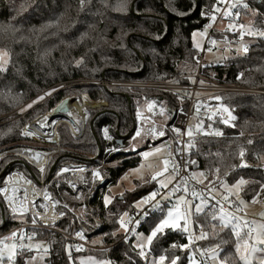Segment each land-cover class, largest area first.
I'll list each match as a JSON object with an SVG mask.
<instances>
[{
    "label": "trees",
    "instance_id": "obj_1",
    "mask_svg": "<svg viewBox=\"0 0 264 264\" xmlns=\"http://www.w3.org/2000/svg\"><path fill=\"white\" fill-rule=\"evenodd\" d=\"M250 1L254 10L247 13L255 14L261 23L264 0ZM212 4L213 0H84L81 7V0H0V50L9 55L7 67L0 71V187L14 171L38 184L42 180V170L24 157L12 154L11 150L25 146L49 151L52 155L43 180L59 201L58 209L75 217L67 213L62 204L68 203L77 209L85 205L89 211L86 222L75 217L76 228L83 229L92 243L108 245L119 241L106 250L76 251L63 233L39 229L36 239H44L49 245L46 264H73L79 255L108 258L111 264H153L163 255L164 264H171L177 257V264H187L190 253L180 246L188 242L190 234L182 227L158 233L145 257L139 256L136 238L120 241L123 231L119 219L137 207L142 194L153 188V180L137 181L133 190L115 196L107 206L103 199L107 186L116 184L129 168L138 165V153L148 146L142 144L137 152L111 150L119 145V139L128 144L134 127L136 101L144 96L157 97L170 112L184 101L162 91L78 85L77 81H160L190 72L198 52L193 46L192 33L206 22L199 10ZM227 62L233 65L218 74L220 81L264 89V38L252 40L246 53L232 56ZM45 93L49 94L34 109L20 113L23 105ZM71 93H87L91 98L87 94L78 98L81 103L95 104L94 108L110 101L112 104L89 110L81 138H75L65 122L57 125L59 144H42L21 135L23 127L45 113L36 122L35 129L29 125L32 133L42 134L46 130L48 112ZM221 102L232 114L216 122L223 129L222 135L198 138L191 156L200 161L203 169L230 171L226 178L228 184L242 179L244 200H264V95L229 94L222 96ZM105 126L110 127L112 141L102 136ZM242 161L245 166H241ZM67 164L98 167L107 182L92 184L89 181L87 186H80L82 195L76 200L77 191L73 192L65 182L57 180L77 175L71 172L59 175ZM86 175L91 176L92 171H87ZM167 211L166 208L162 214L149 219L141 232L149 234ZM217 211L205 206L194 215L195 232L200 227L207 230V238L200 246L209 251L217 249L216 256L222 264H242L235 251L233 229L215 219ZM21 222L22 218L13 214L0 194V232ZM57 227L71 232L74 225L63 219ZM16 264H24V259L18 257ZM201 264H204L202 259Z\"/></svg>",
    "mask_w": 264,
    "mask_h": 264
},
{
    "label": "built area",
    "instance_id": "obj_2",
    "mask_svg": "<svg viewBox=\"0 0 264 264\" xmlns=\"http://www.w3.org/2000/svg\"><path fill=\"white\" fill-rule=\"evenodd\" d=\"M250 9L254 10L250 0H213L212 5L202 6L199 14L206 22L203 27L196 31L200 33L203 39V47L198 49L193 69L179 77L160 81L78 79V85L127 87L134 91L139 89L162 91L172 93L184 101L180 107L171 112L167 110L165 104L157 97L144 96L141 100L136 101L133 115L134 127L128 144L111 148V150L116 152H127L130 150L137 152L142 144H154L164 139L166 141L172 140V143L166 146V160L169 163V172L172 175L171 180L167 183L168 187L164 188L157 184L156 180H153L155 182L153 188L145 191L141 198L155 192L154 199L148 205L137 206L123 216L125 221L128 222V231H123L120 241L134 240L149 219L162 214L166 208L175 207L177 198L181 196L194 204L210 206L218 211H221L222 208L223 211L229 212V218L232 221H235V218L239 216L245 215L236 198L224 189V183L227 176L230 175V171L222 173L219 168L214 170L203 169L200 161L192 158L191 154L195 150L198 138L222 135L223 129L217 126L216 122L229 117V109L221 102L222 96L240 93L264 95V89L226 83L218 79L220 72L233 65L232 62L228 64L227 59L244 53V46L249 49L252 40L261 38L258 35H248L250 27L254 31H264V20L260 23L257 21L255 14L249 15L247 11ZM208 54H211L212 57H207ZM216 97H219V99H216ZM111 104L110 101V104L100 107L110 106ZM85 122H87V118L82 123V127L78 125V131H75L70 126L76 138L83 136L86 127ZM198 125L199 128H197ZM152 129L162 130L165 135L161 137L152 134L150 131ZM190 129L192 130V136L188 135ZM137 131L140 132V136L136 137L134 143L133 137H135ZM217 132L220 135H216ZM113 139L114 137L111 136V139L107 140L112 141ZM71 166V168L76 167V169L79 167L77 165ZM81 168L84 169L83 172L92 169L87 168V166H82ZM45 169L46 167L44 171L42 170V180L39 184L21 173L25 179H30L35 187L37 186L43 192L34 202L35 211L29 209L17 212L16 209L9 205L2 190L13 172L5 178L4 185L0 187V194L5 203L14 215L19 217L29 215L30 217H25L19 225L0 232V245L8 244L9 242H16L19 245L22 242L28 246L29 243L36 240L38 236L37 230L39 229L57 230L63 233L71 240L76 251L89 249L106 250L116 245L119 241H114L108 245L90 242L84 230L76 228V218L69 217L64 211L58 209L59 201L52 196L48 189L49 184L43 180ZM60 174H63L62 171ZM101 176L102 174L100 173ZM100 177V182L106 179L103 176ZM21 196L20 198V195H17L18 204L26 200L25 194ZM157 202L159 207L153 210L152 206ZM196 214L197 211L194 212V215ZM63 219L70 220L74 225L71 232L62 231L57 227V223ZM33 220L36 221L35 224H33ZM13 232L17 233L15 237L11 235ZM206 238L207 230L204 227H200L193 237L190 236L185 244L188 247L184 249L189 253L194 252L200 260H203L204 264H214L211 261L209 250L200 246L201 242ZM24 252L30 253L31 250L26 249ZM144 252L146 256V248H144Z\"/></svg>",
    "mask_w": 264,
    "mask_h": 264
},
{
    "label": "rangeland",
    "instance_id": "obj_3",
    "mask_svg": "<svg viewBox=\"0 0 264 264\" xmlns=\"http://www.w3.org/2000/svg\"><path fill=\"white\" fill-rule=\"evenodd\" d=\"M192 42H193V46L196 49H202L203 39H202L200 33H198L197 31H194L192 33ZM3 53H7V52L4 50H0V54H3ZM207 57L211 58L212 55L208 54ZM0 63H3L4 69L7 67V65L9 63L8 53L6 56L0 55ZM54 90H50L49 92H53ZM84 94H87V93H84ZM84 94L78 95V93H71L67 97H71L74 95L77 97H82ZM45 96L46 95L43 94L40 97L44 98ZM101 96H105V95L102 94ZM67 97H65V98H67ZM43 98L42 99L36 98V99H33L30 102L26 103L25 105H23L20 108V113H26L27 111L34 109L36 107V105H38V102L43 100ZM106 98H108V97H106ZM80 104H82V107L85 108V110L88 114L86 116V118L88 120V117L90 115L89 110L90 109H97V108H94L96 105L92 104V103L90 104V102H83ZM83 104H85V105H83ZM51 111H49L48 114L46 113L47 114L46 129H47V125H48V128L53 125L51 122V119H50V112ZM42 115H45V113L40 114L39 116H37L34 119V121H32L31 123H29L25 127H23L21 135L25 138L33 139L34 142H39L42 144H44V143L45 144H59V138L56 141H50L46 137H42L39 132L35 133L36 132L35 131L32 133L29 130L30 124L33 126L34 129L36 128V122L38 121V119ZM228 116L229 117L232 116L231 111H228ZM81 121H82V119H81ZM85 123H87V122H85ZM105 129H107L108 135L111 137L112 135H111L109 126H105L102 128V132H101L102 136L105 137ZM45 132H46V130L43 133H45ZM72 134H73V132H72ZM171 143H172L171 139H169L167 141L164 139V140L158 141L157 143H154V144H148V146L146 148H144L143 150H141L138 153V155L140 156L139 164L132 167V168H129L126 171V173L123 174V176L120 178V180L116 184H112V185L109 184L107 186V190L103 194V199L105 198V196H107L109 198V200L111 201L115 196L122 195L126 191L133 190L136 186L137 181L142 182V183H148L152 180H156L158 182V184H160V185H161V183H168L169 178H170V172H169L170 167H169V163L167 165H165L164 161L166 160V155H167L166 146H167V144H171ZM22 146H24V145H22ZM18 148L36 149V148L25 147V146L24 147H18ZM15 149H17V148H15ZM14 150H11V152H12V154L15 155L16 153L13 152ZM37 150H40V149H37ZM42 151H46V150H42ZM112 152L118 153V152L113 151V150H112ZM144 152H147L148 155L147 156L142 155ZM119 153H122V152H119ZM7 154H11V153H7ZM51 155H52L51 152L46 151V154L43 155V164H41V165H35L34 164V165L38 166L39 169L44 168L46 166V162L48 163ZM1 156H2V154L0 155V158H1ZM45 160H47V161L44 164ZM71 165H73V164H71ZM71 165L67 164L66 166L63 167V168H66L65 169L66 171H64V173L71 172L70 174H77V175H74V176L68 175L66 177L64 176L62 178H58L57 180H62L63 182H65L72 189L73 192L77 191L76 200H78L81 198V195H82L80 186H87L89 181H91L92 184H96L95 182L101 183L99 181V177H95L93 175L94 171H99L100 173H101V171L99 170L98 167H89L86 164H78L77 166H87V168H92V169H90L92 171V175L89 176V175H86V172L82 171L84 169L74 170L73 168H75V167L71 168L72 167ZM74 171H79V173L74 172ZM81 172H83V173H81ZM60 173H61V170H60ZM60 173H59V175H60ZM156 173H160L161 175L156 176ZM102 176L104 177L103 174H102ZM153 176H156V179H153L152 178ZM171 178H172V175H171ZM236 182L233 184H228L227 182H225L224 183V189L229 194H231L233 197L236 198V200L240 204L241 209L245 213L244 216H239L238 219L241 222L242 233L246 234L247 229L243 227L242 222H245V221L255 222V224H257V225L264 223V200H259V199L252 200V201L244 200L242 197V194H241V185L238 188L234 189ZM23 193L24 192H21L20 194L18 193L20 195V198L22 197L21 195ZM62 206H64L66 208L67 213L73 214L79 221L86 222L89 211L87 210L85 205L79 207L78 209L74 208V206H72L68 203H63ZM177 207L179 208L180 213L183 217L179 222L181 227L184 229V225H185V221H186L187 231L189 232L190 236L193 237L196 233L194 230L195 229L194 228V212L197 211V208H199L198 212L202 211L204 209L205 205L194 204L192 201L181 196V197L177 198V205L175 207L170 208V209H173L175 211V209ZM167 213H168V211L166 212V214L164 216H166ZM225 215L228 217V220H230L229 212H227V211H223V212L217 211L215 219L218 222H220L224 227L229 226L233 229V227L237 221L236 220L235 221L230 220L231 222L229 223L226 220H221V216H225ZM164 216H163V218H164ZM21 218L24 219L25 215L21 216ZM120 230L124 231V229L121 227H120ZM165 230H167V229H165ZM147 235H148L147 233L140 232V234L135 239L137 244L138 243H145L146 249L149 247V244L146 243ZM261 238L264 239V236H261ZM13 243H16V242H9L8 244H13ZM28 245L31 246V252L26 253V252L18 251L17 255L13 258V264H16L18 257H22L24 259V264H46V259L48 257V249H49V245H48L47 241H45L44 239H36V240L32 241L31 243H29ZM241 251H243V248L241 249ZM68 252L69 253L71 252V246L70 245H68ZM32 257H36V259L33 260ZM261 259H264V254H259V253L256 254L254 264H259V261ZM94 261H109L111 264V261L108 258H99V257H96L94 255H79L76 257L75 261L73 260V264H93ZM211 261L214 264H222V262L220 261V259L217 256L215 258L211 257ZM3 264H9L8 260L4 259ZM163 264H164V261H163ZM187 264H201V260L196 256V254L194 252H191L189 254V260H188Z\"/></svg>",
    "mask_w": 264,
    "mask_h": 264
},
{
    "label": "snow or ice",
    "instance_id": "obj_4",
    "mask_svg": "<svg viewBox=\"0 0 264 264\" xmlns=\"http://www.w3.org/2000/svg\"><path fill=\"white\" fill-rule=\"evenodd\" d=\"M84 5V0H81V7H83ZM246 6V5H245ZM243 27V26H241ZM248 35H258L261 37H264V31H254L251 27L248 29ZM248 48L246 46L243 47V52H247ZM2 56H6L7 53H3L0 54ZM6 63V62H5ZM4 66L3 63H0V71H4ZM49 93H45V95H48ZM43 97H38V99H42ZM216 99H219V97H216ZM64 108V104L61 103V105L57 106V108L53 109V113L57 112V111H62ZM225 123H227V121H225ZM197 128H199V125L197 126ZM152 132V134L155 135H159L161 137H163L165 135L164 131L162 130H157V129H152L150 130ZM179 131V130H178ZM188 135L192 136V130L190 129L188 131ZM216 135H220L219 132L216 133ZM140 136V132L137 131L135 134V137H133V142L135 143V139L136 137ZM105 137L107 139H111V137L108 135V131L107 129H105ZM142 155L147 156L148 153L144 152ZM241 157H243L244 153L243 151H241L240 153ZM165 165L168 164V161L165 160L164 161ZM194 163V162H193ZM241 166H245L243 164V161L241 163ZM42 170V169H41ZM61 171H66L65 169H61ZM93 175L95 177H100V173L99 171H94ZM161 175L160 173H156V176ZM156 176H153V179H156ZM244 181L241 179L239 181L236 182V185L234 186L235 188H238L241 184H243ZM161 186L164 188L168 187L167 183H161ZM174 191H176V189H174ZM156 193L153 192L145 197H142L140 199V201L136 202L138 207H143L144 205H148L150 203V201H152L155 197ZM193 195H195V193H193ZM182 199V198H181ZM111 201L109 200V198L107 196H105L104 198V203L105 206H107ZM21 209L23 208V204H21L19 206ZM153 210H155V208L159 207V203L157 202L155 205L152 206ZM197 211H199V208H197ZM221 212H223V209L221 208ZM61 215H63V213H61ZM125 215H127V213H125ZM145 215H147V213H145ZM182 215L180 213L179 208L177 207L175 209V211L173 209H169L168 213L166 216H164L163 219H159L158 222H155V226L151 227L150 229V233L147 235L146 237V243L147 244H152L154 238L157 237V234H163L165 232V229H178L181 227L180 225V220L182 219ZM236 219V224L233 227V234L236 237V244H235V251L237 253V255L239 256V260L242 262V264H254L255 261V257L256 254H264V239L261 238V236H264V223L262 224H255V222H242L243 223V227L247 229L246 234L242 233L241 231V222L239 221L238 218ZM221 220H226L229 223L231 222L230 220H228V217L225 216H221ZM33 224L36 223L35 220L32 221ZM119 224L120 227L123 228L125 230V232L128 231V222L125 221L124 217L122 216L119 219ZM139 222V221H137ZM184 231H187V223L185 221V225H184ZM13 237H15L17 235L16 232H13L11 234ZM203 238V237H202ZM145 243H138L137 247L140 249L139 251V256L144 257L145 256V252H144V248H145ZM180 247L182 248H186L188 247V245H181ZM243 248V251H241V249ZM31 250V246L28 245H24L22 242L17 245L16 243L13 244H2L0 245V264H3L4 259H7L9 264H13V258L17 255V252H23L25 250ZM217 255V249H213L212 250V256L213 258H215ZM33 260L36 259V257H32ZM177 258H174L171 262V264H177ZM165 260V257L163 255L159 256L158 260H154L153 264H163V261ZM93 264H110L109 261H94ZM259 264H264V259H261L259 261Z\"/></svg>",
    "mask_w": 264,
    "mask_h": 264
},
{
    "label": "bare ground",
    "instance_id": "obj_5",
    "mask_svg": "<svg viewBox=\"0 0 264 264\" xmlns=\"http://www.w3.org/2000/svg\"><path fill=\"white\" fill-rule=\"evenodd\" d=\"M61 103L64 104L63 110L57 111L55 113H53V111L50 112V119L53 125L46 129L45 133L41 134L42 137H46L50 141H56L59 138V134L55 126L57 123L60 124L61 122H65L75 131H78V125L82 127V123L85 121L86 116L88 115L85 108H83L82 104H80L81 102L79 98L75 95L63 99L57 106L61 105ZM57 106L55 108H57ZM71 121H73V123ZM14 152L26 158L28 161L33 163V165L43 164V155L46 154V151L30 148H17L14 150ZM46 161L47 160L44 161V164ZM81 167L82 166H79L78 169L82 170L83 168ZM44 168L41 169L44 171ZM73 169L78 170L76 167ZM62 173H64V171ZM2 192L5 194L9 205L16 209L17 212H23L29 209L35 211L34 202L43 194V192L39 190L37 186L35 187L34 183L30 179H25L18 171L13 172L12 176H10V178L7 180ZM21 192H24L23 194L26 195V200L25 202L18 204L17 195ZM21 204H23L22 209L19 207Z\"/></svg>",
    "mask_w": 264,
    "mask_h": 264
},
{
    "label": "water",
    "instance_id": "obj_6",
    "mask_svg": "<svg viewBox=\"0 0 264 264\" xmlns=\"http://www.w3.org/2000/svg\"><path fill=\"white\" fill-rule=\"evenodd\" d=\"M71 122L73 123V121H71ZM71 122H70V123H71ZM117 142H118L119 145H122V144H123V141L120 140V139L117 140ZM16 155H19V154L16 153ZM19 156H20V155H19ZM25 159H26V158H25ZM26 160H27V159H26ZM27 161H28V160H27ZM29 162H30V161H29ZM34 166H35V165H34ZM36 167H38V166H36ZM38 168H39V167H38ZM106 182H107V180L105 179L104 181L101 182V184H105Z\"/></svg>",
    "mask_w": 264,
    "mask_h": 264
},
{
    "label": "crops",
    "instance_id": "obj_7",
    "mask_svg": "<svg viewBox=\"0 0 264 264\" xmlns=\"http://www.w3.org/2000/svg\"><path fill=\"white\" fill-rule=\"evenodd\" d=\"M171 180V173H170V178H169V181ZM156 183L158 184V182L156 181ZM209 254H210V256L213 258V256H212V251H209Z\"/></svg>",
    "mask_w": 264,
    "mask_h": 264
}]
</instances>
